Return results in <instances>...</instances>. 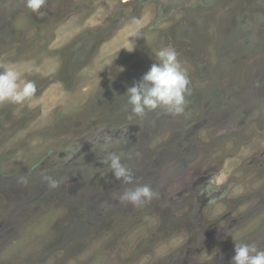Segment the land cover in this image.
Here are the masks:
<instances>
[{
    "label": "rangeland",
    "instance_id": "rangeland-1",
    "mask_svg": "<svg viewBox=\"0 0 264 264\" xmlns=\"http://www.w3.org/2000/svg\"><path fill=\"white\" fill-rule=\"evenodd\" d=\"M41 11L0 0V71L37 87L0 104V264H231L234 242L264 250V0ZM165 46L187 70L185 110L132 116L126 91ZM102 146L133 185L101 164ZM145 184L158 197L142 207L114 199Z\"/></svg>",
    "mask_w": 264,
    "mask_h": 264
},
{
    "label": "clouds",
    "instance_id": "clouds-1",
    "mask_svg": "<svg viewBox=\"0 0 264 264\" xmlns=\"http://www.w3.org/2000/svg\"><path fill=\"white\" fill-rule=\"evenodd\" d=\"M25 7L42 16L45 13L41 9L46 7V0H25ZM133 23L138 22L134 20ZM155 56V62L141 80L134 83L126 91L127 104L131 109L132 116L142 118L148 112L156 110H164L167 113L179 115L185 110L186 97L191 92L190 80L187 70L178 58V53L174 48L165 46L160 48ZM36 91V83L34 81H22L21 73L15 65H7L3 71H0V104L21 105L32 98ZM129 118L131 119V116ZM101 150L107 153L101 160V164L107 165L113 177L123 185H133L132 170L122 162V155L108 151L107 146H102ZM44 179L49 188L59 187L57 180L51 177ZM27 182V178L24 176L18 178L20 184L26 185ZM157 197L158 193L145 184L125 187L122 192L114 196V199L124 205L142 207ZM234 253L231 264H264V250L255 243L234 242Z\"/></svg>",
    "mask_w": 264,
    "mask_h": 264
}]
</instances>
